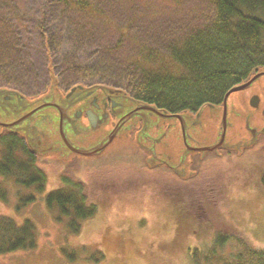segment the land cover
Returning <instances> with one entry per match:
<instances>
[{
    "label": "rangeland",
    "instance_id": "rangeland-1",
    "mask_svg": "<svg viewBox=\"0 0 264 264\" xmlns=\"http://www.w3.org/2000/svg\"><path fill=\"white\" fill-rule=\"evenodd\" d=\"M91 1L105 15L97 24L64 0H0V88L31 102L43 98L53 75L63 97L78 83L115 86L132 54L155 48L168 55L172 42L215 13L210 0ZM134 134L122 133L99 156L39 155L42 192L0 175V215L32 220L38 239L35 248L0 254V264H225L243 241L264 248V135L243 153L195 155V177L181 181L148 166ZM2 152L0 143V158ZM64 175L82 181L97 206L78 233L46 203L52 190H72ZM24 195L36 200L17 210ZM218 236L227 238L224 245Z\"/></svg>",
    "mask_w": 264,
    "mask_h": 264
},
{
    "label": "trees",
    "instance_id": "trees-1",
    "mask_svg": "<svg viewBox=\"0 0 264 264\" xmlns=\"http://www.w3.org/2000/svg\"><path fill=\"white\" fill-rule=\"evenodd\" d=\"M64 1L66 9L82 14L81 17L90 23L97 24L105 16L91 0ZM210 1L215 7L210 23L198 26L182 40L172 42L168 55L162 56L155 48L132 54L129 57L131 63L124 71L126 77L112 86L121 87L138 100L161 110L181 113L222 102L232 87L261 69L264 65V0ZM168 61L177 66L176 71L169 70ZM0 143L3 145L0 175L15 179L16 184L24 189L34 188L42 192L47 177L38 165L39 156L30 149L24 136L4 132ZM262 179L264 182V173ZM63 181L72 190H52L46 203L51 208L57 207L59 219L69 218V228L78 233L81 223L94 216L97 206L88 202L87 187L82 181L65 175ZM2 199L5 200L6 196ZM35 200L34 195L21 196L17 210ZM226 240L220 236L217 243L224 245ZM37 243L36 226L32 220L26 219L18 224L13 218L0 215V254L32 249ZM242 243V251L225 264H264V248L251 246L245 241Z\"/></svg>",
    "mask_w": 264,
    "mask_h": 264
},
{
    "label": "flooded vegetation",
    "instance_id": "flooded-vegetation-1",
    "mask_svg": "<svg viewBox=\"0 0 264 264\" xmlns=\"http://www.w3.org/2000/svg\"><path fill=\"white\" fill-rule=\"evenodd\" d=\"M258 72H264V65L243 82L250 80ZM80 86L82 87L79 88ZM73 87H78L74 91L73 100L70 97L64 103V107L67 109L64 126L67 130L66 137L71 145L77 148H91L102 141L115 126L123 124L122 129H127L129 134L135 133L137 146H140L138 139L142 140L139 142H142L143 146L140 147L148 154L146 160L156 155L157 163L153 168L159 166L167 168L181 181L195 177L192 175L195 173L192 164L197 161L195 155L204 158L201 156L205 153H216L217 155H222L225 152L243 153L256 146L264 135V74L246 89L230 94L227 98L226 110H224V97L222 102L207 104L196 111L181 113L165 111V116L153 113L145 107V104L150 103L138 100L121 87L100 83H78L71 86L69 92ZM57 89L61 92L58 86ZM33 108L34 106L27 103L21 95L0 93V122L8 124L14 122ZM157 109L159 110V108ZM225 111L227 126L224 145L237 142L243 145L255 140L254 145L247 146L241 151L225 147H221L218 151H197L196 148L211 146L219 141ZM57 112L59 114V111ZM176 114H182V116L180 118L173 116ZM33 115L14 125L13 128H8L7 125L0 123V136L4 132L21 134L27 142L26 136L33 138L31 132L34 134V131L31 129L38 125L51 132L49 135L46 132L43 133L41 138L34 135V138L40 140L39 147L42 148L41 142H43V148L51 146L56 148L49 154L37 153L38 156L58 158L61 155H67L69 158L66 160H70L78 156H99L104 152L86 155L72 151L61 135L57 137L55 134L56 119L54 115H44L42 118L34 119ZM93 122H95L96 128H93ZM57 123L59 132V119ZM47 139L48 141H46ZM157 144L161 146L160 150L157 149ZM33 147L35 146L33 145ZM35 148L43 150V148Z\"/></svg>",
    "mask_w": 264,
    "mask_h": 264
},
{
    "label": "water",
    "instance_id": "water-1",
    "mask_svg": "<svg viewBox=\"0 0 264 264\" xmlns=\"http://www.w3.org/2000/svg\"><path fill=\"white\" fill-rule=\"evenodd\" d=\"M264 72H258L257 74H255L254 76H252V78L246 82H243V83H240L238 84L237 86H234L232 87L225 95V99H224V103H225V109L226 110V106H227V101L230 96V94H232L233 92H237V91H240V90H243V89H246L247 87H249L253 82H255L259 76L263 75ZM57 78L53 75V80H52V83H51V86H50V91L48 94H45L43 96L42 99H38L37 101L34 100V101H31V102H27V103H30L31 106H34V108L29 111L28 113H25L23 116H21L18 120L14 121V122H10L9 124L8 123H3V122H0L2 124H5L7 125L8 128H13L14 125L16 124H19L22 120L28 118L29 116L33 115V119L38 117V118H42L44 115H54L55 116V123H56V132L55 134L57 135V137H61L64 139L65 143L71 148L72 151H75L76 153H80V154H86V155H93V154H100L102 151H104L106 149V147L118 136H120L122 133L124 132H127L128 130H124L122 129L123 127V124H120V125H117L115 126L110 132L109 134L102 140L100 141L98 144H96L95 146L91 147V148H77L73 145H71V143L68 141L67 137H66V133H67V130L64 126V117H66L67 115V109H65V105L64 103L69 100V98L71 97V100H73L74 98V91L76 90V88L78 87H73L72 90H70V92L65 96L63 97L62 94H58V92L56 90L57 89ZM82 86H80L79 88H81ZM59 91V90H58ZM8 90H4V89H0V93H7ZM74 93V94H73ZM11 94H18V95H22L20 92H17V91H12ZM10 95V94H9ZM25 99V98H24ZM145 107L151 111H153V113H157L159 114L160 116H165L166 113H164L166 110H161V109H157V107L155 105H150V104H145ZM46 110L43 112V113H39L38 114V111L41 110V109H45ZM50 109V111H48ZM59 111V114L58 112ZM35 113H37L35 115ZM60 115V116H59ZM173 116H177V117H181L182 114H176V115H173ZM31 118V119H32ZM32 119V120H33ZM59 119V132H58V127H57V121ZM222 127L223 129L220 131L221 133V136H220V139L219 141L214 144V145H211V146H206V147H202V148H196L197 151L200 150V151H205V150H212V151H218L221 147H225V148H231V149H237L239 151L243 150L245 147L247 146H251L255 140H252L250 141V143H246V144H241L240 142L238 143H233V144H227V145H224V141H225V134H226V111L224 112V117H223V120H222ZM29 122H32V121H29ZM53 124V122H52ZM36 125V124H35ZM46 126V125H45ZM54 128V127H53ZM52 128V129H53ZM93 128H96L95 127V122H93ZM31 130L34 131V134L33 132H31V136L34 138V135L35 137H40L43 135V133H47L48 135L51 133L49 132L48 129L45 128V130L42 128V127H39L38 125H36L34 128H32ZM59 135H58V133ZM28 138V146L30 147V149L34 152V153H46V154H49L50 152H52L54 149V147H52L51 145H47V146H51L49 148H43L44 147V143L41 142V146L43 148L42 151L40 150H37L35 147L37 148H40L42 149L41 147H39L38 145V142L40 141L39 139L37 138H31L29 136H26ZM141 137V136H140ZM32 140V141H31ZM48 141V139L46 140ZM139 141H142L140 138L138 139V143L140 144V146H143L141 145L142 142H139ZM33 145L35 147H33ZM161 146L159 144H157V149L160 150ZM59 158H64V159H67L69 158V156H59ZM147 163H149L148 166L150 167H153L155 166V163L157 162V157L156 155L151 157V158H148L147 160Z\"/></svg>",
    "mask_w": 264,
    "mask_h": 264
}]
</instances>
